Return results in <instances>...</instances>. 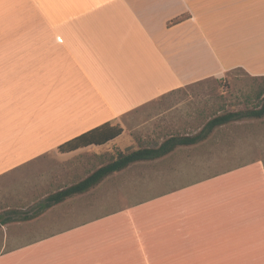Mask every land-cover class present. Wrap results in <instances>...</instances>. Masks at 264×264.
I'll list each match as a JSON object with an SVG mask.
<instances>
[{
	"label": "crops",
	"instance_id": "1",
	"mask_svg": "<svg viewBox=\"0 0 264 264\" xmlns=\"http://www.w3.org/2000/svg\"><path fill=\"white\" fill-rule=\"evenodd\" d=\"M237 68L264 76V0H0V264H264V160L221 166L210 133L17 218L121 153L200 133L140 110Z\"/></svg>",
	"mask_w": 264,
	"mask_h": 264
},
{
	"label": "rangeland",
	"instance_id": "2",
	"mask_svg": "<svg viewBox=\"0 0 264 264\" xmlns=\"http://www.w3.org/2000/svg\"><path fill=\"white\" fill-rule=\"evenodd\" d=\"M256 84L246 70L237 68L222 78H210L190 84L178 92L158 99L140 110V116L153 118V121L156 118L155 120L160 122L170 119L172 124H178L179 128L184 127L183 119L187 123L181 132L196 134L209 118L250 108L252 102L247 95L252 94ZM170 107H176L174 113L162 114V110ZM209 133L211 149L227 152V157L231 155L234 158L221 162V166L246 163L242 157L247 152L264 160V117H243L219 126ZM2 238L3 235L0 233V244Z\"/></svg>",
	"mask_w": 264,
	"mask_h": 264
},
{
	"label": "trees",
	"instance_id": "3",
	"mask_svg": "<svg viewBox=\"0 0 264 264\" xmlns=\"http://www.w3.org/2000/svg\"><path fill=\"white\" fill-rule=\"evenodd\" d=\"M249 77L252 78L253 82H256V86L252 89V94H248L247 98L252 102V106L242 111H233L226 112L221 115L214 116L208 120L200 133L195 136L189 137H177L173 136L164 141L159 147H142L137 150L129 151L127 153H121L112 163L103 166L91 176L87 177L83 181L66 188L64 190L58 191L54 194H51L44 200L39 203V207L35 209L33 215H22L17 216L18 219H29L36 215L41 214L47 208L53 206L56 203L63 201L66 197L88 190L90 187L98 183L101 179H103L107 174L120 170L130 163L143 159H153L160 157L169 151H171L178 144H189L195 143L199 139L206 137V135L211 132L215 127L229 123L231 121L241 119L243 117H255V118H263L264 117V76H252L248 74ZM105 126V125H104ZM103 127V126H102ZM100 127V128H102ZM100 129L97 128L85 134H82L73 140L69 141L65 145L61 146L62 150L75 149L80 146L89 145L91 143H100L103 141H107L113 137L118 136L122 132V128L116 126L113 128L112 133L107 135H100ZM11 213V211L9 212ZM14 216H2L0 223L12 220Z\"/></svg>",
	"mask_w": 264,
	"mask_h": 264
}]
</instances>
